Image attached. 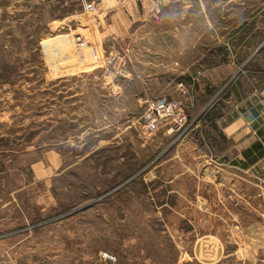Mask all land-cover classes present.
<instances>
[{
  "label": "rangeland",
  "instance_id": "obj_1",
  "mask_svg": "<svg viewBox=\"0 0 264 264\" xmlns=\"http://www.w3.org/2000/svg\"><path fill=\"white\" fill-rule=\"evenodd\" d=\"M98 1L0 0V231H15L3 239L11 248L0 264H264V159L256 171L217 172L216 156L229 143L215 140L208 120L189 131L209 110L199 109L206 98L192 107L185 70L170 63L153 80L147 62L157 51L167 57L186 46L185 37L168 40L163 30L188 21L199 27L205 18L198 6L159 5L149 20L159 25L156 34L140 27L137 35H150L101 40L93 24ZM183 1H192L186 11ZM209 2V20L219 22L216 0ZM86 23L91 46L65 49L60 58L49 48L53 64L69 71L49 76L37 42ZM215 34L202 36L201 50L225 44ZM254 38L253 56L261 58L264 31ZM236 41L239 63L212 95L214 113L227 100L221 92L249 74L248 50L240 36ZM203 57L204 66L215 61ZM223 58L219 70L230 73ZM258 63L264 66L251 68ZM162 94L181 101L182 111L151 131L141 115ZM203 149L212 157L198 156Z\"/></svg>",
  "mask_w": 264,
  "mask_h": 264
},
{
  "label": "crops",
  "instance_id": "obj_2",
  "mask_svg": "<svg viewBox=\"0 0 264 264\" xmlns=\"http://www.w3.org/2000/svg\"><path fill=\"white\" fill-rule=\"evenodd\" d=\"M175 1L176 0H99L96 5L98 12L93 15V24L96 34L101 40L111 38L124 41L137 38L138 36L145 38L150 35V33L144 34L143 36L137 35L135 31L140 27H146V29L149 31L152 30L153 33L156 34L154 31L158 29L157 26L159 25L151 24L149 20L158 15L157 8L159 5H171ZM193 1L195 5L198 6L205 21L201 23L199 27H195V24L190 21L169 23L166 25V29L163 30L166 31V33L163 36H167L166 38H168V40L180 36L185 37L184 43L186 46L181 49L179 48L176 54H167V57H163V54L166 53L157 51V53L152 55L151 59H147V62H150L153 66L152 79H160L163 76L165 65L174 63L176 66L178 64L179 67L185 70V79L190 82L188 84L192 86L190 87L192 99H194L191 101L192 107H198V103L200 104L201 102L196 99L204 96L206 101L203 102L199 109L202 107L204 108V106H207L209 110L212 107L216 108L213 104L215 102L209 103V101L212 99V95L215 91L220 87V84L223 83L226 78L228 79L229 76L233 74L235 66H238L239 60L237 58L238 53L235 45L237 42L236 39L240 36L241 45L248 50L245 59H248L249 62V74L235 77L236 79L234 78L226 89L221 92V99L227 98L225 103L222 101V112L214 113L207 109L204 114L206 117L200 118L197 122L191 124L189 131L196 127L201 130L200 122L208 120L207 123L217 132L218 138L215 140L218 141L220 139L222 142L229 143V146L225 149H221L219 155L216 156L218 157L216 161L217 165L215 166L217 172L220 171L221 173L222 171V173H231L233 175L235 173L233 168H244L248 171L252 169V171H256L259 168H257L258 163L264 159V153L258 156L254 161L249 162V158L254 157L256 152L253 149L252 152L248 151L257 141L262 143L264 149V94H260L259 91L255 89L264 83V80L259 77L261 74L264 75V66L258 63L257 66L255 64V69H253L250 65L252 62H264V55L261 56V58L257 56V53L253 56V53L259 48L258 46L256 47L257 43L254 37L257 35L258 31H264V0H216L215 4L219 6L217 15L220 18V21L216 23L209 20L211 18L209 8L213 3L209 2V0ZM183 3L184 11L192 5V1L191 3L183 1ZM80 29L81 31L78 32L77 28H70L68 31L42 37L39 41L42 62L49 76L61 79L69 72L68 70L64 71L67 67L60 66L58 62L53 64V61L49 58V48L51 50L54 48V50L57 51V58H60L68 54L64 51L65 49H73L74 46L77 49L82 46L80 44L91 46L90 41L88 45V40L93 42V28L91 24H81ZM190 30H198L200 34L197 33L196 37H191L189 33ZM213 31H216L215 36L217 37V41L224 40L223 42L226 41L225 44L220 49H218L216 45L217 48L209 47L206 49L202 47L201 50L202 43L200 40H202V36L210 34ZM79 37L82 38V43H80ZM87 37L88 40L86 39ZM44 42H46V48ZM213 46L215 47V45ZM92 48L94 50L95 45L92 44ZM186 53H189L190 56L194 54L192 56L194 58L190 57L188 60H185L183 56H186L184 55ZM203 55H210L211 57L214 55L215 61L204 66L202 65V63H204L203 60H205ZM223 57L227 58V63L229 62L228 65L231 66L230 73L221 72L219 70L218 61ZM83 58L84 57H82V60ZM71 68H74V66ZM167 68L169 69L168 66ZM197 72L200 73L197 74ZM261 79L262 81H260ZM245 82L249 84V87H247L248 89H244L243 84ZM163 92L169 95L172 91L170 88H165ZM209 116L213 118L211 119ZM95 129L99 130L101 126ZM249 138H251V140H249ZM193 139L194 138L190 137L191 141ZM211 154V152H207L203 149L199 151L198 156L207 159L212 157ZM47 155L51 156L49 152ZM47 160L48 157L46 156L45 161ZM243 162L247 164L244 165L242 164ZM14 233L15 231L13 230L0 231V240L9 238ZM3 242L4 240L0 241V255H4V253L8 254L11 248L9 242Z\"/></svg>",
  "mask_w": 264,
  "mask_h": 264
},
{
  "label": "built area",
  "instance_id": "obj_3",
  "mask_svg": "<svg viewBox=\"0 0 264 264\" xmlns=\"http://www.w3.org/2000/svg\"><path fill=\"white\" fill-rule=\"evenodd\" d=\"M92 7H94L93 4H86V8L91 9ZM258 91L260 94H264V85ZM180 111H182L181 101L159 95L147 100L141 119L147 129L155 131L160 125L170 123ZM168 128L172 130V127Z\"/></svg>",
  "mask_w": 264,
  "mask_h": 264
},
{
  "label": "trees",
  "instance_id": "obj_4",
  "mask_svg": "<svg viewBox=\"0 0 264 264\" xmlns=\"http://www.w3.org/2000/svg\"><path fill=\"white\" fill-rule=\"evenodd\" d=\"M39 46V41L37 42V47ZM40 56H41V54H40ZM11 84H12V82H11ZM205 117H206V115H204ZM207 118H208V116H207ZM209 118H213V117H210L209 116ZM252 149L253 150H255V152H256V155H254V157H250L249 158V162H252V161H254L258 156H260V155H262L263 153H264V149H263V147H262V143L260 142V141H257L255 144H253L252 146H251V149H249V151L248 152H252ZM246 153V152H245ZM242 164H244V165H246L247 163L246 162H243Z\"/></svg>",
  "mask_w": 264,
  "mask_h": 264
}]
</instances>
